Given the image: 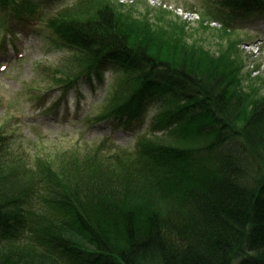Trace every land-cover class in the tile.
I'll list each match as a JSON object with an SVG mask.
<instances>
[{"label": "trees", "instance_id": "trees-1", "mask_svg": "<svg viewBox=\"0 0 264 264\" xmlns=\"http://www.w3.org/2000/svg\"><path fill=\"white\" fill-rule=\"evenodd\" d=\"M30 3L0 0L1 17L36 20ZM213 4L231 22L264 11V0ZM61 16L49 26L82 70L67 92L108 66L131 74L93 123L138 132L150 102L162 113L129 152L79 145L28 160L0 135V264H264V97L184 48L131 40L109 8Z\"/></svg>", "mask_w": 264, "mask_h": 264}, {"label": "rangeland", "instance_id": "rangeland-1", "mask_svg": "<svg viewBox=\"0 0 264 264\" xmlns=\"http://www.w3.org/2000/svg\"><path fill=\"white\" fill-rule=\"evenodd\" d=\"M30 2L36 20L19 22L13 15L0 14V135L10 140L16 155L28 160L50 157L79 145L108 149L112 154L132 151L137 136L144 134L152 117L162 113L160 102H150L143 130L137 133L122 127L114 129L111 122L93 123L94 118L107 112L104 103L110 102L115 89L111 88L131 74H125L126 69L118 71L117 65L108 66L101 79L97 75L91 80L84 77L80 85L67 92L82 70L78 51L59 39L54 31L56 24L49 26L59 12L84 19L97 8H109L130 29L131 40L153 43V49L156 44L166 49L177 46L178 51L184 48L202 59L204 66L228 71V80L238 78L235 88L256 99L264 97V14L250 13L231 22L229 14L213 4L214 0ZM229 68L237 69V74L230 73ZM155 136L163 143L180 145L169 138V133ZM5 171L10 170L6 167Z\"/></svg>", "mask_w": 264, "mask_h": 264}]
</instances>
